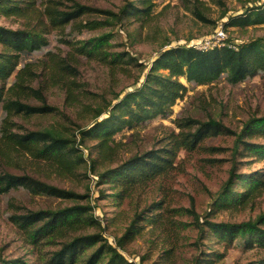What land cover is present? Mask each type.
<instances>
[{"label":"rangeland","instance_id":"1","mask_svg":"<svg viewBox=\"0 0 264 264\" xmlns=\"http://www.w3.org/2000/svg\"><path fill=\"white\" fill-rule=\"evenodd\" d=\"M17 2L24 15L0 13V27L29 32L39 41L40 49L17 53L0 44V54L16 55L17 67L6 88L17 71L23 68L19 81L26 89L22 90L21 101L33 107L44 104L52 111L30 116L14 115L9 120L13 124L8 126L9 133L21 136L32 131H56L76 150L69 155L79 156L80 160L74 158L78 163L70 165L71 169L65 172L53 163L32 156L0 134V175L28 177L87 197L72 202L33 195L24 189L0 193V264L13 261L46 264L50 255L60 249V241L34 247L14 219L27 212L56 210L75 204L91 206L98 225L88 226L72 236L101 233L113 246L127 233L137 216L146 215L158 205L155 209L159 213L157 224L137 221L134 224L137 233L133 237L127 235L123 247L118 249L127 261L135 264H264L263 247L253 241L243 243L237 234L231 243L227 239L209 237L211 232L207 225L251 223L264 230V190L243 207L212 209L231 173L234 176L254 174L264 177V159L248 153L243 144H236L240 140L249 146L264 147L263 136L256 134L250 138L243 133L247 123L264 117V74L234 85L221 78L209 85L195 86L180 78L187 90L176 100L171 114L165 118H151L132 130L122 128L115 134L105 160L96 153L95 140L79 141L80 132L99 121L100 118H95L98 111L105 113L117 96L121 98L143 84L162 50L199 44L219 25H223L225 42L229 45L264 40V24L232 26L228 23L251 8L264 5V0ZM128 2L136 8L137 15L94 30L82 28V24L93 20L103 22L106 15H83L67 25L55 23L49 15L52 9L69 11L75 4L116 14ZM196 10L206 21L196 17ZM104 34L111 36L106 48L107 57L124 55L112 68L78 51L83 42ZM33 91L40 93L41 97L38 98ZM17 94L10 92L4 97L13 99ZM68 94L72 96L69 99ZM2 115L0 110V119ZM188 118L199 122H220L232 134L207 137L194 150H177L172 158V168L166 174L137 189L128 198L115 195L120 188L98 183L99 174L115 169L135 156L169 148L170 141L180 132L178 123ZM0 125L5 126L1 122ZM187 131L193 129L182 130L183 134ZM235 188V192H242L243 183ZM198 228L203 232L200 233Z\"/></svg>","mask_w":264,"mask_h":264},{"label":"trees","instance_id":"2","mask_svg":"<svg viewBox=\"0 0 264 264\" xmlns=\"http://www.w3.org/2000/svg\"><path fill=\"white\" fill-rule=\"evenodd\" d=\"M0 13L5 16L21 17L24 15V11L18 5L17 0H0ZM91 14H103L106 17L103 22L87 21L82 24V28L94 30L102 25H110L112 22L119 23L128 16L137 15L136 8L130 2L116 14L80 4H75L69 11L52 9L49 12L52 21L59 25H67L83 15ZM195 15L199 20L206 21L200 11L196 10ZM228 23L232 26L264 24V5L251 8L244 14L232 18ZM110 38L109 34L91 38L83 42L78 51L84 56L97 58L106 63L108 67H115V64L118 63V60L123 59L124 55L112 54L109 58L107 57L106 48L109 46ZM38 43L39 41L29 32L21 33L0 27V44L10 47L14 52L32 53L40 49ZM236 48L237 50H234L225 45L202 52L193 46L184 44L162 50L149 68L143 84L121 98L117 96L115 103L107 107L105 113L98 111L95 118H100L99 121H95L91 126L83 129L80 132L79 141L83 142L87 138L95 140L97 142L96 153L100 154L101 160H105L109 156L110 144L114 141L115 134L122 128L132 130L136 125L147 122L151 118L156 116L165 118L171 114L172 106L176 100L182 98L187 90L179 81L180 78L195 86L209 85L221 78L234 85L264 74L263 39L242 43ZM13 56L12 54H0V110L3 114L0 122L5 124L4 127L0 125V134L32 156L53 163L59 170L68 172L71 169L70 165L78 163L74 158L80 160V157L69 155L72 151L76 153V150L72 147L71 142L58 132L51 130L32 131L21 136L9 133L8 126L13 125L9 120L14 115L30 116L52 111L44 104L40 107H33L21 101L22 90L26 89L19 81L23 68L17 71L11 85L6 88L8 80L17 67L14 60L16 55ZM10 92H17L18 94L13 99L4 97L6 93ZM33 94L38 98L41 97L37 91H33ZM69 97L72 96L68 94V99ZM178 128L180 129L177 135L178 139L174 137L170 141L169 148H163L159 152H150L143 156H135L117 168L99 174L98 183L100 185L109 184L112 188L118 187L120 190L115 195L120 198H128L137 189L166 174L172 168V158L177 150L181 148L194 150L207 137L232 134L229 129L214 120L199 122L188 118L182 123H178ZM183 129H193V131H187L183 134ZM243 133L250 138L256 134L264 137V117L253 119L247 123ZM237 143L243 144L248 153L264 159L263 146H249L240 140H237ZM239 183H243L244 188L241 190L242 192H235V187H238ZM13 189H24L33 195H44L72 202L87 197L28 177L0 175V193H8ZM263 190L264 177H258L254 174L234 176L231 173L219 192L212 209L243 207L249 203L253 196ZM157 207L159 206L154 205L146 215L137 216V220L133 221L127 233L115 243V246L108 243L101 233L72 236L88 226L98 225L97 219L92 214L93 208L88 204H75L56 210L27 212L15 217L14 223L25 235L28 243L34 247L42 244L54 245L60 241V249L50 255L46 264H135L132 261H127L118 249L123 247L127 235L133 237L137 233L138 229L134 226L137 221L147 220L152 225L157 224L159 221V213L155 212ZM153 208L154 210H152ZM207 225L211 232L209 237L227 239L228 243H231L237 234L241 242L253 241L264 248V230L258 228L256 224L244 223L232 226L222 223H207ZM198 229L200 233L203 232L202 228ZM9 264L23 263L13 261Z\"/></svg>","mask_w":264,"mask_h":264},{"label":"built area","instance_id":"3","mask_svg":"<svg viewBox=\"0 0 264 264\" xmlns=\"http://www.w3.org/2000/svg\"><path fill=\"white\" fill-rule=\"evenodd\" d=\"M226 36L223 25H219L211 36L205 37L199 44L192 45L195 49L206 52L215 47H223L228 45L230 48L237 50L236 46L226 44Z\"/></svg>","mask_w":264,"mask_h":264}]
</instances>
